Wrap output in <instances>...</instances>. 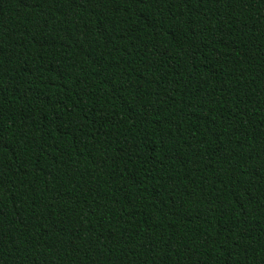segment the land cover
<instances>
[{"label":"trees","instance_id":"obj_1","mask_svg":"<svg viewBox=\"0 0 264 264\" xmlns=\"http://www.w3.org/2000/svg\"><path fill=\"white\" fill-rule=\"evenodd\" d=\"M0 264H264V0H0Z\"/></svg>","mask_w":264,"mask_h":264}]
</instances>
